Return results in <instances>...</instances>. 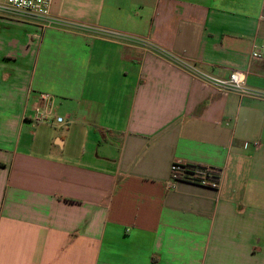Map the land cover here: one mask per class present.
<instances>
[{"label":"crops","instance_id":"0c3cea01","mask_svg":"<svg viewBox=\"0 0 264 264\" xmlns=\"http://www.w3.org/2000/svg\"><path fill=\"white\" fill-rule=\"evenodd\" d=\"M50 12L73 24L0 14V264H264V97L176 61L264 92V0ZM41 94L63 123L34 121ZM177 163L218 185L175 181Z\"/></svg>","mask_w":264,"mask_h":264},{"label":"built area","instance_id":"2783aa9c","mask_svg":"<svg viewBox=\"0 0 264 264\" xmlns=\"http://www.w3.org/2000/svg\"><path fill=\"white\" fill-rule=\"evenodd\" d=\"M53 0H0V14L5 15H24L35 21H40L43 25L54 26L67 24H73L67 21H62L51 16V5ZM85 27V26H84ZM91 30L89 27H85ZM102 34L105 36H117L116 33L111 31L101 30ZM252 57L255 59L264 58V46L253 52ZM173 58V57H171ZM182 66H184L188 71L192 72L194 76L199 78L202 82L207 85H211L217 88L222 93L236 92L242 96H260L264 97V92H260L251 89L247 84V74L242 71H235L227 79H221L205 73L198 68H195L183 61L176 59ZM38 106L35 108L34 121L38 124H53V122L63 123L64 119L62 117L54 118L51 115L50 108L52 107V97L49 94H41ZM183 164L177 163L172 167L174 174V180L178 179L176 174L182 173L184 171ZM201 174L191 175V180L193 182L199 183L200 185H211L216 186V182L213 181V171L211 169H205L201 171Z\"/></svg>","mask_w":264,"mask_h":264},{"label":"trees","instance_id":"16d2710c","mask_svg":"<svg viewBox=\"0 0 264 264\" xmlns=\"http://www.w3.org/2000/svg\"><path fill=\"white\" fill-rule=\"evenodd\" d=\"M184 171L181 173L176 174L178 176V179H182V180H188V181H192L191 180V175H195V174H201L203 170L205 169H210V168H204L201 166H197V165H184L183 166ZM213 172V181L216 182V186L219 183V179H220V172L217 171L216 169H211Z\"/></svg>","mask_w":264,"mask_h":264}]
</instances>
